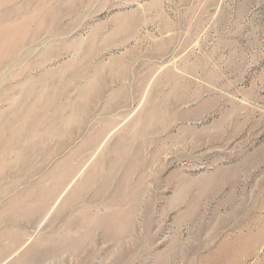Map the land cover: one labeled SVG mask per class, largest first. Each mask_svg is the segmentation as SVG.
I'll return each mask as SVG.
<instances>
[{
  "label": "rangeland",
  "instance_id": "1",
  "mask_svg": "<svg viewBox=\"0 0 264 264\" xmlns=\"http://www.w3.org/2000/svg\"><path fill=\"white\" fill-rule=\"evenodd\" d=\"M0 264H264V0H0Z\"/></svg>",
  "mask_w": 264,
  "mask_h": 264
},
{
  "label": "bare ground",
  "instance_id": "2",
  "mask_svg": "<svg viewBox=\"0 0 264 264\" xmlns=\"http://www.w3.org/2000/svg\"><path fill=\"white\" fill-rule=\"evenodd\" d=\"M56 203H57V201H56ZM56 203H55V204H56Z\"/></svg>",
  "mask_w": 264,
  "mask_h": 264
}]
</instances>
